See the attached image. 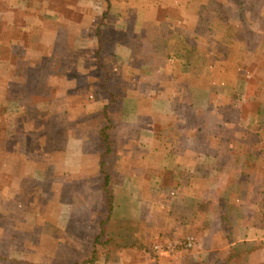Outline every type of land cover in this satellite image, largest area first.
Wrapping results in <instances>:
<instances>
[{"label":"crops","instance_id":"0c3cea01","mask_svg":"<svg viewBox=\"0 0 264 264\" xmlns=\"http://www.w3.org/2000/svg\"><path fill=\"white\" fill-rule=\"evenodd\" d=\"M189 1L0 0L4 87H11L8 77L24 86L20 73H39V63L54 58L51 49L58 50L65 37L72 38L71 53L82 57L81 75L95 66L92 52L105 46L103 60L121 67L120 75L106 78V87L126 103L135 105L136 90H153L166 97L172 92L176 105L190 106V113L175 116L167 148L154 144L153 151L146 150L159 151L160 181L114 185L107 234L116 246L90 264H264V34L249 31L254 34L249 41L246 30L231 31L234 21L198 11L199 1L197 12L190 11ZM68 12L80 16H65ZM251 43L256 48H249ZM45 45L47 53L40 50ZM75 59L67 58L65 72L76 71ZM80 81L87 89V78L80 76L76 84ZM194 107H202V114ZM128 175L134 180V172ZM199 177L206 178L195 181ZM18 185H13L14 202L21 194ZM138 200L145 205L142 211L132 207ZM20 218L22 223V211H0L2 243L7 232L20 233ZM39 231L37 222L31 232ZM186 235L195 237V246L175 255L148 256L132 247L147 238Z\"/></svg>","mask_w":264,"mask_h":264},{"label":"rangeland","instance_id":"374dc122","mask_svg":"<svg viewBox=\"0 0 264 264\" xmlns=\"http://www.w3.org/2000/svg\"><path fill=\"white\" fill-rule=\"evenodd\" d=\"M190 1V11L197 12V1L203 3L198 11L211 12L216 18L234 21L231 31L246 30L251 39L249 41L254 37L249 31H262L264 34V0ZM238 1L244 2L246 14L237 10ZM71 15L73 18L80 16L77 12L65 13V16ZM70 43L72 38L66 42L63 37L60 48L50 51L55 57L39 63V73L21 72L24 86L19 80L14 84V79L10 77L7 82L12 88L4 87V83L0 82V199L3 200L0 211L14 209L17 213L23 212L22 223L20 218L16 226L18 228L19 223L22 224V232L20 228L19 234L7 232L4 235L7 240L0 241V264H90L96 257L113 252L116 242L107 234V221L115 201L113 193L109 208L104 203L103 190L98 186L102 177L100 167L103 165L100 153L104 150L99 132L112 123L110 143L119 150V154L116 157L110 154L103 156L104 166L108 169L109 157L116 165L111 168L118 173V177L112 181H148L152 177L160 181L163 172L157 168L159 151L148 154L146 150L150 147L153 151L154 144L159 148L169 145L175 116L187 111L190 113V106L185 104L183 107L176 105L175 99L172 101L171 96H176L172 92L170 97H166L164 92L136 90L133 106L108 89L120 99L118 107L110 108H117L113 112V120L93 113L109 102L95 84L88 82L87 89H81V81L76 84L80 76H87L80 74L82 57L79 60L80 53H77L79 57L74 54L76 52L71 53ZM254 43L249 48H256ZM40 50L47 53V46H41ZM71 56L76 57L78 68L65 73V62ZM95 71L92 67L87 73ZM56 72L62 73L56 77L53 74ZM92 87L95 88L90 89ZM128 93L132 95V89ZM188 97L192 101L191 96ZM194 108L202 114V107L200 110L199 107ZM160 126H168L165 129L167 132L159 133ZM35 169L37 171L31 177ZM131 171L135 174L134 180H129ZM200 173L204 176L209 174L203 169ZM202 178L206 177L195 181H202ZM166 179L173 181L170 176ZM185 179L191 180L183 177ZM17 181L21 184L17 186L21 197L18 195L14 202L11 195ZM132 207L142 211L145 205L138 200ZM2 221L10 225L8 221ZM37 222L40 231L31 232ZM149 239L142 245L146 247L160 242H155V238ZM109 243L112 246L105 251L104 244L107 246Z\"/></svg>","mask_w":264,"mask_h":264},{"label":"trees","instance_id":"16d2710c","mask_svg":"<svg viewBox=\"0 0 264 264\" xmlns=\"http://www.w3.org/2000/svg\"><path fill=\"white\" fill-rule=\"evenodd\" d=\"M237 4H238L237 5V10L239 12H242L241 14H246V8L243 7L244 2L243 1H238ZM98 34H99V32L96 30L94 32V35H96L98 37ZM92 54L96 57V60L94 61V65H95L94 69L96 71L94 73L91 72V73H87L86 74V76H87V78L89 80L88 82H89V84H95L98 88H100L101 94L103 96H105V98H107V100L109 102V104H105L104 103L98 110H96L93 113L103 114L104 116H107L110 120H113V118H112L113 112H114V110L117 111V108H114L112 110H110V108L111 107H118L120 99L117 98V97L115 98L113 96V94L107 90L105 81H106V78L108 76L120 75V68L121 67L119 65H117L118 67L113 65V67L111 68L110 67V63H106V61L103 60L106 57V55H107V51H106V48H105L104 45H99L98 48H96V50L92 52ZM101 68H103L105 70V74L102 75V76L100 74ZM61 73L60 72H56V73H53V74L56 75V77H59V75H61ZM70 76L73 77L72 75H70ZM111 102H115V103L111 104ZM111 128H112V123H111L110 126H108L107 128L102 129L99 132V135H100V138H101V141H102L101 145L103 146L104 150H102V152L100 153L101 156H102V157L100 156V161H101V165L102 164L103 165L100 167V169L102 170V177H101V181L98 183V186L102 188L103 194H104V198H103L104 203L107 206H109V208L111 207L112 198H113V188H112V186L114 184L119 183V181H112L114 177L115 178L118 177V173L116 171H114V170L112 171V168H111L113 166V164H114L113 159L110 158V157L108 158L109 164H110V166H109L110 168L109 169H108V167H106V165L104 166V164H106L105 161H104V157H103L104 155L110 154V156L113 155V157L114 156L116 157V155L119 154V152H118L119 150H117V148H115L113 146V144L110 143L112 135L109 132V129H111ZM101 224H103V223H101ZM169 239H166V240H169ZM171 239H175V238H171ZM142 244L143 243H141L139 241L136 245H134L132 247H136L137 248L136 250L141 251L143 253H146V254H148V256L149 255L150 256H155L153 251H152V245L153 244L148 245L146 247L144 245H142ZM109 246H112V245H110V243L107 246H106V244H104L105 251L109 249Z\"/></svg>","mask_w":264,"mask_h":264},{"label":"built area","instance_id":"2783aa9c","mask_svg":"<svg viewBox=\"0 0 264 264\" xmlns=\"http://www.w3.org/2000/svg\"><path fill=\"white\" fill-rule=\"evenodd\" d=\"M196 244V239L193 235H186L183 238H175L153 243L152 251L157 255H175L181 250L192 249Z\"/></svg>","mask_w":264,"mask_h":264}]
</instances>
